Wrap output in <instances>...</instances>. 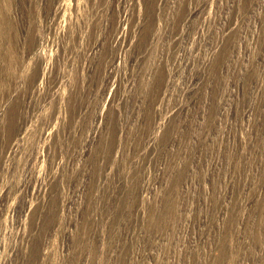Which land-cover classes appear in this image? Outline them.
Listing matches in <instances>:
<instances>
[{"label": "rangeland", "instance_id": "374dc122", "mask_svg": "<svg viewBox=\"0 0 264 264\" xmlns=\"http://www.w3.org/2000/svg\"><path fill=\"white\" fill-rule=\"evenodd\" d=\"M0 264H264V0H0Z\"/></svg>", "mask_w": 264, "mask_h": 264}]
</instances>
